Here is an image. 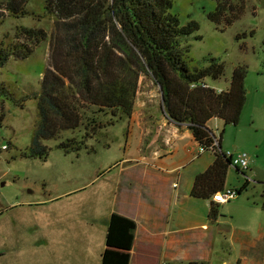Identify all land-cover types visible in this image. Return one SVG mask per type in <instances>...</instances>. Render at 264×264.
I'll list each match as a JSON object with an SVG mask.
<instances>
[{
	"label": "rangeland",
	"instance_id": "1",
	"mask_svg": "<svg viewBox=\"0 0 264 264\" xmlns=\"http://www.w3.org/2000/svg\"><path fill=\"white\" fill-rule=\"evenodd\" d=\"M232 2L235 11L227 12L226 18L239 14L240 3L244 10L229 25L226 19L217 23L208 18L216 0H173L172 7L182 25L196 20L200 26L193 34L179 36L190 50L189 66L204 68L212 57L225 65L223 77L205 79L209 86L226 90L233 70L247 67L240 122L225 124L213 117L207 126L218 138L223 136V151L250 155L249 182L243 188L246 174L230 165L225 188L243 190L220 203L212 219L210 201L190 197L189 187L193 174L207 170L216 153L189 154L190 138L169 142L170 132L163 126L169 118L162 109L159 87L148 74L139 79L131 116L123 110L117 115L99 114L102 127L93 136L83 139V128L67 130L43 140L49 147L47 157L31 155L40 118L35 96L45 70L53 65L52 42L61 27L55 14L47 11L46 0H28V12L20 16L0 8V53L33 49L25 58L13 55L0 65V264H101L110 196L120 188L122 198L127 183L132 188L141 183L139 171L132 168H143L137 156L155 149L163 154L160 167L176 170L166 173L172 229L198 225L188 232L202 237L190 247L207 254L208 264H264V0ZM21 26L44 28L47 40L29 41L18 34ZM245 32V37H237ZM68 137H75L81 148L61 147L60 141ZM184 162L186 166L179 167ZM181 171L183 180L178 177ZM180 190L185 196L176 202L173 196Z\"/></svg>",
	"mask_w": 264,
	"mask_h": 264
},
{
	"label": "trees",
	"instance_id": "2",
	"mask_svg": "<svg viewBox=\"0 0 264 264\" xmlns=\"http://www.w3.org/2000/svg\"><path fill=\"white\" fill-rule=\"evenodd\" d=\"M216 1V9L208 17L212 21L221 23L226 19L229 25L243 13L244 5L240 3L239 14L226 18L227 12L235 11L234 2ZM27 2L6 0L0 8L10 11L12 16H20L28 12ZM46 2L47 11L55 14L61 30L52 42L53 65L45 70L41 90L35 96L40 118L32 139L31 155L47 157L49 147L43 140L59 137L67 130L83 128V139L93 136L102 127L99 114L112 111L117 115L123 110L131 116L139 79L148 74L159 87L167 117L190 129L196 141L216 153L207 170L196 174L190 192L196 198L210 200L209 217L214 218L220 204L213 201L212 196L225 188L231 160L221 148L223 136L218 138L207 123L213 117H220L225 124L240 122L246 103L247 67L240 65L233 70L230 87L226 90L209 86L205 79L223 77L225 65L212 57L204 68L189 66L186 54L190 50L180 43L179 36L193 34L200 26L196 20L182 25L178 15L172 12L173 0ZM18 34L36 44L47 40L44 28L21 26ZM246 35L245 32L237 37ZM32 51L28 47L20 52L0 53V65L10 56L25 58ZM216 139L218 146L214 145ZM77 142L75 137H68L60 141V145L66 151L71 147L80 149ZM248 182L247 179L243 188ZM115 224L120 227L123 222L115 220ZM131 237L122 227L111 228L108 243L125 247ZM126 260L127 254L108 249L103 264H126ZM185 264L208 262L192 260Z\"/></svg>",
	"mask_w": 264,
	"mask_h": 264
},
{
	"label": "crops",
	"instance_id": "3",
	"mask_svg": "<svg viewBox=\"0 0 264 264\" xmlns=\"http://www.w3.org/2000/svg\"><path fill=\"white\" fill-rule=\"evenodd\" d=\"M163 126L170 132L169 142L178 137L190 138L191 141L188 144H192V146L191 149L186 151L189 154L193 150L196 151L197 141L190 129L184 125L179 126L171 119H166L163 122ZM170 150L174 149L171 147ZM162 155L158 149H155L154 152L148 150L143 155L137 156V163L143 164L144 167L139 169L133 167L132 170L139 171L142 179L141 183L136 184L134 188H132L130 183H127L126 189L122 193V198L119 196L120 188L115 193L114 190L110 196L111 207L109 208L111 214L108 216L109 222L106 231V242L100 259L101 264H103L105 253L108 249L120 250L122 253L127 254L126 264H165L167 262H189L192 260L207 261V254L204 255L190 247L191 242L202 237L197 233L189 234L188 232L191 227L198 225L186 227L184 231H174L172 229L169 210L172 196L165 193L166 183L168 182L166 173H173L176 170L174 168L166 170L164 167H160L158 163L162 161ZM184 166H186V162L179 167ZM179 170L177 169V171ZM182 172L178 174L181 180H183ZM196 174H193L191 186L189 187L190 192H192ZM119 185L122 184H116L117 187ZM179 186L177 185L176 188L178 189ZM190 192L189 196L194 197ZM182 196L185 195H182L180 190L173 196V199L177 202ZM194 198L196 199V197ZM119 204H122V206H119ZM115 220L121 221L123 224L120 227H116ZM202 226L205 227L208 224L205 222ZM121 227L132 236L130 243L120 248L109 245L110 229H120Z\"/></svg>",
	"mask_w": 264,
	"mask_h": 264
},
{
	"label": "built area",
	"instance_id": "4",
	"mask_svg": "<svg viewBox=\"0 0 264 264\" xmlns=\"http://www.w3.org/2000/svg\"><path fill=\"white\" fill-rule=\"evenodd\" d=\"M215 146L219 145L218 139L215 140L214 142ZM209 148L206 146L202 145L199 141H197L196 144V151L197 154H203L205 153ZM226 155L230 157L231 160V165L235 166L236 168H239L241 171H245L249 168V163H250V155L247 152H240V153H235V152H226ZM246 179H248L247 174L245 175ZM176 185V184H175ZM240 192L233 189V188H224L221 191H217L213 194L212 200L217 202V203H225L227 201H230L231 199H234L238 196Z\"/></svg>",
	"mask_w": 264,
	"mask_h": 264
},
{
	"label": "water",
	"instance_id": "5",
	"mask_svg": "<svg viewBox=\"0 0 264 264\" xmlns=\"http://www.w3.org/2000/svg\"><path fill=\"white\" fill-rule=\"evenodd\" d=\"M160 89H161V92H163L161 86H160Z\"/></svg>",
	"mask_w": 264,
	"mask_h": 264
}]
</instances>
